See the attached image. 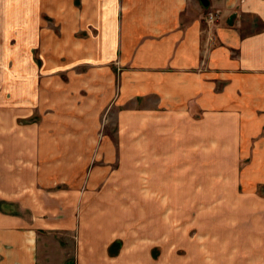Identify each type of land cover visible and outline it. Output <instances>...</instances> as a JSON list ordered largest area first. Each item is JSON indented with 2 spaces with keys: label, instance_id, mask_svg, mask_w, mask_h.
Here are the masks:
<instances>
[{
  "label": "crops",
  "instance_id": "1",
  "mask_svg": "<svg viewBox=\"0 0 264 264\" xmlns=\"http://www.w3.org/2000/svg\"><path fill=\"white\" fill-rule=\"evenodd\" d=\"M85 1L79 14L92 18L94 32L88 39L78 37L77 45L92 43L98 64L93 86L116 90L118 85L113 106H132L119 113L124 117L140 111L135 114L141 116V138L151 136L156 144L161 133L176 136V129L165 130L168 123L192 124L199 117L222 124L231 117L239 124L236 134L209 130L193 137L219 138L226 152L231 145V154L248 153L246 140L253 139L252 169L258 173L244 181L264 187V0ZM209 12L217 14L215 21ZM250 83L258 86L250 89ZM248 88L257 102L250 110L242 93ZM232 106L236 113H230ZM5 115L0 105V264H264V194L258 189L233 195L237 205L231 209L203 212L200 228L182 226L187 216L179 211L172 212L177 220L169 226L164 211L147 216L151 223L141 231L118 228L114 221L84 223L82 211L60 203L70 190H47L65 182L54 180L53 173L68 170V163H53V149L44 146L48 138L84 139V131L38 134L14 118L8 127ZM246 122L253 123L252 132ZM247 201L253 205L246 208ZM116 242L120 250L112 255Z\"/></svg>",
  "mask_w": 264,
  "mask_h": 264
},
{
  "label": "rangeland",
  "instance_id": "2",
  "mask_svg": "<svg viewBox=\"0 0 264 264\" xmlns=\"http://www.w3.org/2000/svg\"><path fill=\"white\" fill-rule=\"evenodd\" d=\"M84 1L0 0V105L5 108L6 125H13L16 119L21 127L33 125L37 133L49 131L55 136L61 131L83 130L87 136L45 140L44 146L53 149V155L49 156L52 162L68 163V170L62 167L65 169L61 172L55 169L53 173L54 180L59 176L65 182L46 187L47 190H70L60 203L69 202L77 212L82 211L84 223L107 226L114 221L118 228L131 226L137 231L151 223L147 216L157 211L165 212L166 226L177 220L172 218V212L179 211L187 216L181 218L182 226L190 223L200 228L205 222L203 212L231 209L230 204L235 203L233 195L257 189L264 194L260 184H245L258 173L252 169L256 164L253 139L244 144L248 153L231 154V145L226 152L219 138L193 137L194 133L209 135V130L214 135L220 130L236 134L239 124L233 118L222 124L199 117L192 124L168 123L165 130L176 129V136L163 137L161 133L153 144V137L141 138V116L135 114L139 110H133L129 117L119 115L132 106H113L118 85L116 90L108 85L102 90L94 88L93 73L98 64L92 43L84 48L77 45L78 37L88 39L94 32L92 18L79 14ZM101 75L108 78L107 74ZM251 85L258 86L250 83L249 88ZM249 88L242 91L250 106L246 110L257 103L253 89ZM229 109L230 113L237 112L236 106ZM95 113L98 122L93 121ZM244 126L253 131L252 122ZM42 142L43 139L38 146ZM158 146L164 151L162 154H157ZM245 205L247 208L253 204L247 201ZM120 245L112 244L110 253H118ZM57 256L56 262L60 263L61 256L59 253Z\"/></svg>",
  "mask_w": 264,
  "mask_h": 264
},
{
  "label": "built area",
  "instance_id": "3",
  "mask_svg": "<svg viewBox=\"0 0 264 264\" xmlns=\"http://www.w3.org/2000/svg\"><path fill=\"white\" fill-rule=\"evenodd\" d=\"M208 16H209V19L211 21H215L216 20V17H217V14L216 13H213V12H210Z\"/></svg>",
  "mask_w": 264,
  "mask_h": 264
},
{
  "label": "water",
  "instance_id": "4",
  "mask_svg": "<svg viewBox=\"0 0 264 264\" xmlns=\"http://www.w3.org/2000/svg\"><path fill=\"white\" fill-rule=\"evenodd\" d=\"M202 1L205 2V4H207V3H206V0H202Z\"/></svg>",
  "mask_w": 264,
  "mask_h": 264
}]
</instances>
